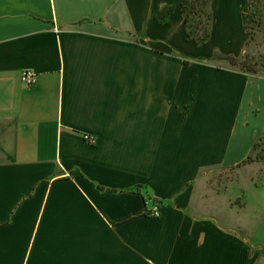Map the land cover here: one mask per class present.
<instances>
[{
    "label": "crops",
    "instance_id": "obj_1",
    "mask_svg": "<svg viewBox=\"0 0 264 264\" xmlns=\"http://www.w3.org/2000/svg\"><path fill=\"white\" fill-rule=\"evenodd\" d=\"M173 1L0 0V264H258L211 212L248 88L179 62Z\"/></svg>",
    "mask_w": 264,
    "mask_h": 264
},
{
    "label": "rangeland",
    "instance_id": "obj_2",
    "mask_svg": "<svg viewBox=\"0 0 264 264\" xmlns=\"http://www.w3.org/2000/svg\"><path fill=\"white\" fill-rule=\"evenodd\" d=\"M185 2L184 14L180 12L178 0L172 2L177 6L172 17L179 19L181 25L174 20L166 32L162 31L172 39L179 62L234 73L232 80L248 88L241 107L226 115V142L232 145L235 141L237 150L227 151L224 170L211 171V186L220 195V202L211 204V212L219 213L218 218L226 228L237 229L246 243L257 250L258 264H264V0ZM223 4L237 10V19L236 12L216 10ZM214 15L212 36L199 43L197 38L206 32L211 35ZM222 19L226 22L222 23ZM153 25L167 28L164 22ZM230 41L238 46L234 50L236 54L219 53Z\"/></svg>",
    "mask_w": 264,
    "mask_h": 264
},
{
    "label": "built area",
    "instance_id": "obj_3",
    "mask_svg": "<svg viewBox=\"0 0 264 264\" xmlns=\"http://www.w3.org/2000/svg\"><path fill=\"white\" fill-rule=\"evenodd\" d=\"M37 81V75L30 70H25L21 73V82L24 86L29 87L36 83ZM84 140L88 142H92L93 139L89 135H84ZM147 214L151 217L158 218L160 216V207L158 205H153V207L150 209V211L147 212Z\"/></svg>",
    "mask_w": 264,
    "mask_h": 264
},
{
    "label": "trees",
    "instance_id": "obj_4",
    "mask_svg": "<svg viewBox=\"0 0 264 264\" xmlns=\"http://www.w3.org/2000/svg\"><path fill=\"white\" fill-rule=\"evenodd\" d=\"M185 0H180V11L182 14L185 13ZM175 10L174 6H169V7H163L156 15H155V19L156 20H162L165 17H167L168 15L172 14ZM188 17L187 14L184 15V22L187 23L188 22ZM208 20H210V15H208ZM244 28V27H243ZM209 38V33L206 32L205 35L201 38H197V41L199 43H202L204 41H206ZM234 60V59H232Z\"/></svg>",
    "mask_w": 264,
    "mask_h": 264
}]
</instances>
